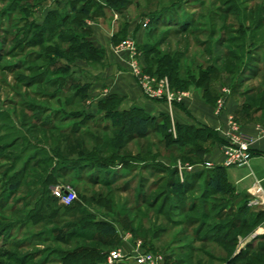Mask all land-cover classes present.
<instances>
[{
    "label": "rangeland",
    "instance_id": "rangeland-1",
    "mask_svg": "<svg viewBox=\"0 0 264 264\" xmlns=\"http://www.w3.org/2000/svg\"><path fill=\"white\" fill-rule=\"evenodd\" d=\"M97 1L104 13L98 23L109 31L115 24L114 35L120 34L113 54L126 61V54L117 51L129 37L121 31L126 23L146 21V28L141 23L147 30L145 43L139 46L133 37L146 74L167 78L173 91L188 93L202 72L216 69L217 79L231 78L227 84L222 80L233 91L231 96L241 94L253 112L264 107V0H112L113 7L105 0ZM46 2L0 0V264H64L65 253L81 246L96 249L101 258L94 263L83 259L79 264H110L113 251L133 255L135 242H141L145 251L165 256L167 264H264V215L258 217L261 223L256 226L254 215L232 230L233 219L227 218L231 202L222 205L225 201L211 196L200 199L203 186L182 198L175 189V182L181 180L172 177V170L184 161L173 151L158 149L159 155L172 161L170 165L117 166L115 172L102 158L111 170L86 160V167L77 170L81 157L99 156L97 138L111 143L101 151L104 158L152 155L156 144L139 140L117 149L112 120L100 115L90 118L83 111L86 91L71 105L79 88L70 84L61 68L64 58L74 56L55 57L50 52L60 47L65 53L71 44L53 41L48 33L45 40L49 42L43 43L39 35L54 5ZM157 15L161 16L158 25ZM69 26L58 32L70 34L73 28ZM72 34L81 41L90 36L80 29ZM160 60L169 61L174 72H160ZM126 65L134 77L127 61ZM176 70L180 81L191 82L186 89L172 88L170 80L175 79ZM63 80L69 86L62 87ZM43 122L68 127L72 133L46 130ZM106 126L111 131H103ZM57 153L70 159L73 168L60 169ZM17 181L20 186L14 191L11 186ZM57 186L76 190L75 207L64 208L53 196ZM194 199L199 203L190 212ZM98 223L112 224L115 234L104 236ZM221 232L230 238L206 239L208 234L215 238Z\"/></svg>",
    "mask_w": 264,
    "mask_h": 264
},
{
    "label": "crops",
    "instance_id": "crops-1",
    "mask_svg": "<svg viewBox=\"0 0 264 264\" xmlns=\"http://www.w3.org/2000/svg\"><path fill=\"white\" fill-rule=\"evenodd\" d=\"M51 2L53 5L48 11L64 9L71 10V3L75 0H48L45 4ZM99 21V20H98ZM96 20H87V27L91 30L88 41L93 44L97 49L104 51V57L100 63L87 62L81 59H76L70 66V74L72 78L81 86L86 87V97L83 101L84 110L93 116H103L105 111H102V104L108 103L109 107L113 108L116 114L128 113L135 109H139V114L144 118H156L161 126V117L169 116L171 120V132L176 137V124L183 126H194L197 128H207L217 132L221 125V121L225 120V116L217 118L214 114L213 100L219 94V88L223 87V81L227 84L231 78L224 77L214 80L211 84V97L208 98L205 90L192 86L188 91V98L182 104H176L170 112L168 105L161 101L150 100L146 98L136 79L129 73L124 57L115 55V46L113 42L115 24L112 25V30L109 31L103 23ZM102 21V20H100ZM144 22L134 20L128 23L127 35L136 37L139 46L143 45L146 41L147 30L141 27ZM145 61V58H144ZM146 62V61H145ZM245 98L241 94L233 95L228 101L227 113L236 115L240 120L243 131L248 135L255 138L253 144V157L249 167L246 168H233L226 169L227 183L232 188V194L219 195L215 194L214 198L222 199V201L231 202L232 211L235 214L244 212L247 208V213L251 216L264 212L263 204H251L254 200L264 202V136L260 134L257 129L258 126H264V108L253 111L245 112L243 104ZM158 124V123H157ZM173 128V129H172ZM218 133V132H217ZM219 135V133H218ZM221 138V136L219 135ZM149 141L151 140L156 144V151L154 154L142 153L139 158L135 155H129L130 166L133 164H142L147 166L153 165H170L172 161L166 159L164 156L159 155V150L164 151L166 146L164 143V133L161 129L157 128L152 130L150 135L134 139L132 141ZM131 141V142H132ZM130 143V142H129ZM222 144H216L213 147L209 143L204 146L209 148V152L203 157L202 161H209L215 167H222L223 154L221 151ZM182 160L183 153H176ZM185 164L196 165L200 162L194 153L188 154ZM121 167V165H118ZM119 168V167H118ZM176 168V167H175ZM210 169L196 168L192 173H186L191 177V181L195 180V192L197 186H204L207 175ZM263 225L258 226L257 228Z\"/></svg>",
    "mask_w": 264,
    "mask_h": 264
},
{
    "label": "trees",
    "instance_id": "trees-1",
    "mask_svg": "<svg viewBox=\"0 0 264 264\" xmlns=\"http://www.w3.org/2000/svg\"><path fill=\"white\" fill-rule=\"evenodd\" d=\"M17 1L19 3L23 0H17ZM105 1H107L110 5L112 3V0H105ZM117 4H121V3H118V1H117ZM113 5L114 4H112L111 6L113 7ZM101 7H103L102 4H100V2L97 0H75V2L71 3L70 12L66 13L65 15H62L60 13L62 11H59V10L49 11L47 14V17L45 19L44 25L41 26L39 29L40 30V32H39L40 38L44 39L43 43L49 42L48 39L45 40V35L48 33L50 36V39L53 41L58 40L62 44H65V43L71 44V46H68V48L66 49L65 53H63L61 51L60 47L53 48L50 51L55 55V57L58 56V57L64 58L63 55H65V54L69 55V56H74L70 59L64 58L67 61V63H69V64H71L76 59H81V60H84L87 62H92V63H100V61L104 57V51L94 47L93 44L90 43L87 38H86V41L84 39H83V41H81L80 36H78V35L74 36L72 33L75 32L77 29H80L82 31V33L90 35L91 30L87 27L86 21L92 20V19L98 21L99 19L103 18L104 13L103 14L100 13L101 12L100 9H102ZM106 7H109V6H105V8ZM94 8H98V9L95 11ZM104 11H105V9H104ZM160 18H161L160 15L159 16L157 15L155 17L156 25L159 24ZM67 25H70L73 28L72 29L73 32H71L69 30L71 32L70 34H66V35L60 34V32L67 29ZM127 26H128V24L126 23L124 25V28L122 29L121 33L125 34L127 32ZM151 29L152 28H150V30ZM58 31H60V32H58ZM58 33H59V35L57 36ZM119 38H120V34L116 33L113 37L114 44H117L119 42ZM77 43H80V44H77ZM87 51L90 53L87 54ZM158 63H159L158 68H159L160 72L163 70L167 71V72H174V70H175V68L171 67L168 64L169 61L160 60ZM63 67L64 68H61V71L62 72L65 71L64 74H66V76H65V77H67L66 79H68V81L71 80L70 84H75L76 87L79 88V91L76 92V94L73 96V100L71 102V105H73L79 100L80 95L84 91H86L87 89H86V87L81 86L79 83H77L72 78V75L70 74V66L69 65H65ZM244 68H246V67L244 66ZM244 68H242V70L240 71L241 73L243 72ZM215 71H216V69H212L209 72L208 71L204 72V73L202 72L200 74L199 78H197L196 83H195L196 87L202 88L205 90V94L208 98L209 97L212 98L211 97V84L214 80H217V78H216L217 76L215 75ZM148 72L152 73V69L149 68ZM155 75L163 77L162 75H159V74H155ZM190 80H191V78H190ZM68 81L63 80V83H61V86L65 87L66 85H68L69 84ZM170 81H171L172 88H174L176 90L186 89L187 88L186 86H189L191 83V82L187 83L183 80L180 81V74H179L178 70H176L175 79L170 80ZM232 93H233V91H232ZM85 97L83 96L84 99H85ZM217 97L218 96H216L214 98L213 103L216 101ZM263 103H264V94H262V97H261V104H263ZM261 108H264V107L261 106L258 109H261ZM138 110L139 109H135V110L128 112V113L116 114L115 112H113V108L109 107V104L107 102L102 104V111H105L103 118L107 119V120H112V122H113L112 131L117 133L115 135V138H114V146L117 149L123 148L124 146H126L129 142H131L134 139L143 138V137L150 135L151 131L156 130L157 128L161 129V131L164 133V143H165L166 148L169 149L170 151H173L176 153H183L182 159L184 162L187 161L188 158H190V157H188L189 153H194V155L197 157L198 161L200 163H202V162H204V161H202L203 157L210 150L209 148L204 146L205 143H209L211 147H213L216 144H223V140L219 137V135L216 131H213V130H210L207 128H197L194 126H183V125L176 124L177 135H176V137H174V134L171 132L172 124H171V120H170L169 116H165V115L162 116L160 118L162 120L160 123L161 126H159V122L156 118H144L142 115L139 114L140 112ZM243 110L245 112L250 111V104L247 101H245V103L243 104ZM83 111H85V110H83ZM86 114L90 118L96 117V116L88 114L87 112H86ZM41 127L45 128L46 130L58 132L59 134H66V133L71 134L72 133L68 127L65 128V127H61V126H53V125H49L48 123H45V122H43ZM110 129H111L110 126L109 127L106 126L103 131H105V132L111 131ZM96 140H97L96 142L98 143L97 150H99L98 151L99 156L94 157V158L93 157L92 158L81 157V159H79V161H78V165L75 166L77 168V170L78 169L81 170V169H84V167H86L84 165L85 162H83L85 160L87 162H90V163L92 162L91 164L96 165V166L98 165L99 167L108 166L107 162H105L104 160H101L102 158L109 161L111 166H114L113 170L115 172H116L115 169L118 165H121V167H123V168L130 166V162H129L130 156H120V155L116 154L114 156L115 158H104L103 152H101V151L107 150L110 147L111 143L110 142L102 143L101 142L102 140H100V138L99 139L97 138ZM55 156H56V159L60 160V162H61L62 166L60 169L65 170L67 168H73L72 166H70L71 165L70 159H67L66 157H64L63 155H61L59 153H57ZM137 157L139 158V156H137ZM192 164H196V162L192 161ZM159 166H161V165H153L152 167H159ZM144 167H148V166L144 165ZM106 168L108 170H111L109 167H106ZM109 173H112V172L110 171ZM189 176L186 175L183 183L178 182V181L175 182V189L181 195L182 198H189L190 197L189 193L191 192V190L195 189L196 182H195V180L191 181V177H189ZM172 177H174L175 179L178 178V172H177L176 168H174L172 170ZM226 180H227V178H226V169L225 168L215 167V168L210 169L209 174L207 175L205 184L203 186L204 194L202 195V197L200 199L204 200V199L209 198V196L214 198L215 194L216 195L217 194H219V195H230V194H232L233 190H232L231 186L227 183ZM19 186H20V181H17L16 183H14L11 186V189L16 191L19 188ZM219 200L222 201V199H219ZM76 203H77V201L72 206L67 207V208L71 209V208L75 207ZM198 203H199V199H194L192 201L190 208H189L190 209L189 211L190 212L195 211L197 209ZM222 203H223L222 205H224V203H226V202H222ZM219 206L220 205L218 204L216 207H219ZM225 207H226V205L221 206V209H225ZM64 208H66V207H64ZM220 211H222V210H220ZM221 214H222V212H221ZM228 214L230 216H228L227 218L233 219L231 221L233 222V226H235L234 228H232V230L240 228L238 226V223L239 224H246L247 219L251 216L249 213H247V208L244 210V212L239 213V214H235L233 211L228 212ZM218 215H220V213H218L217 216ZM261 215H264V212L256 214V219L252 221V222H255V226L258 225L259 223H261L258 219V217ZM230 217H232V218H230ZM98 226L99 227L103 226V227L99 228ZM222 226H225V224ZM246 226H248V225H246ZM246 226H244V227H246ZM97 227H98V231L101 234H104V236H113V234H115V232H116V228L112 224H106L105 225L102 223H98ZM232 230L229 229V232ZM221 236H223L225 238L226 237L230 238L227 233L222 234V232H221L220 234H218V236H216V237L214 236L215 238H213L212 236H210V234H208L206 236V239H209L212 241L214 240L216 242V241H218L217 237H221ZM241 255H243V254H241ZM100 258H101V256L96 251V249H91V248H87L85 246H81V247L75 248L71 252H66L64 259H63L64 260L63 263L64 264H79L78 262L83 260V259H85L84 261H87V262L90 261V262L94 263L95 261H97V259H100Z\"/></svg>",
    "mask_w": 264,
    "mask_h": 264
},
{
    "label": "built area",
    "instance_id": "built-area-1",
    "mask_svg": "<svg viewBox=\"0 0 264 264\" xmlns=\"http://www.w3.org/2000/svg\"><path fill=\"white\" fill-rule=\"evenodd\" d=\"M147 26V22L145 21L143 27L146 28ZM117 51L126 54L129 69L138 81L143 95L146 98L166 103L170 108V112H172L176 104H182L188 98L189 93L173 91L167 78H155L143 71L137 43L133 37L129 36L123 40L117 47ZM231 94L232 90L229 86L221 87L214 105L215 116L220 119L225 116V120L221 121L222 123L217 129V132L223 140V144L221 145L223 154L222 167L225 169L246 168L249 167L253 157L255 138L243 131L236 115L227 113L228 101L231 98ZM257 129L264 136V126H258ZM196 168L212 169L215 166L209 161H204L197 165L180 162L176 166V169L181 182H184L186 173H192ZM53 196L64 207L72 206L79 199L76 190L71 186L55 187ZM251 204L264 205V202L256 199ZM124 261H130V264H167L165 256L160 253L145 251L141 242H135V251L130 257L123 255L120 250L111 252L108 257L110 264Z\"/></svg>",
    "mask_w": 264,
    "mask_h": 264
}]
</instances>
